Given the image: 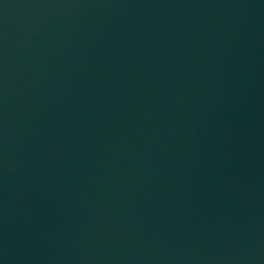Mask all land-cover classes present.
<instances>
[{"label":"water","instance_id":"water-1","mask_svg":"<svg viewBox=\"0 0 264 264\" xmlns=\"http://www.w3.org/2000/svg\"><path fill=\"white\" fill-rule=\"evenodd\" d=\"M0 264H264V0H0Z\"/></svg>","mask_w":264,"mask_h":264}]
</instances>
